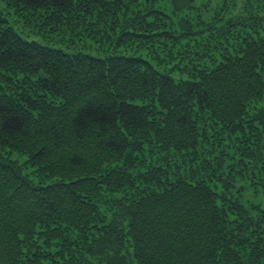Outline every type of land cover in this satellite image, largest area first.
Listing matches in <instances>:
<instances>
[{
  "label": "trees",
  "instance_id": "trees-1",
  "mask_svg": "<svg viewBox=\"0 0 264 264\" xmlns=\"http://www.w3.org/2000/svg\"><path fill=\"white\" fill-rule=\"evenodd\" d=\"M6 1L58 41L0 14V151L50 160L21 214L0 179V256L264 264V0L207 20L196 0ZM54 173L79 180L45 188Z\"/></svg>",
  "mask_w": 264,
  "mask_h": 264
},
{
  "label": "rangeland",
  "instance_id": "rangeland-1",
  "mask_svg": "<svg viewBox=\"0 0 264 264\" xmlns=\"http://www.w3.org/2000/svg\"><path fill=\"white\" fill-rule=\"evenodd\" d=\"M246 1L247 0H196L195 3L201 9L204 8L203 18L207 20L208 19V14H206L207 10L212 11V10L216 9V11H217V9H219L221 7L228 6L226 8L227 12L232 10V9H230V7L234 8L233 13L234 12H242L243 4ZM19 12H20L19 10H15V8L11 5L10 2H8L6 0H0V14L2 16H4V18L7 20L8 24H10V26L15 27L14 29L17 32H22L23 35L27 36L28 37L27 39L29 41L39 42L42 44H44V43L51 44V43H56L58 41V37L55 35V33L52 32V30H50L49 28H46V27H45L46 29H39L37 22L33 24V22H30L28 20L24 21L18 15ZM210 14H212V13H209V15ZM37 29H39V31ZM91 48L96 49L97 45L91 44ZM97 53H98V51H97ZM38 146H40V145H38ZM33 151H34L33 149H28V147H26L25 145L24 146H22V145L16 146V147H13L11 149H5V150L0 151V154H1L0 158L2 157L0 159V161L2 162V165L6 166V168H10L9 170H10V173L12 175V178H11L10 174H8V173L1 175L0 176L1 181L5 180L6 182L7 181L10 182L11 179L16 181L8 189L9 193L11 194L9 196L11 197L12 203H13V204H11V208H13L15 206L18 207V209L15 211L16 214L17 213L21 214L20 209L21 210H27V211L30 210L31 205L28 202H32L34 200L32 195L31 196L26 195V196H22L21 198H17L19 196V194H22L24 192L26 194H28L27 191L31 190L30 188L27 187V184L24 180H32L33 181L34 175H36V174H34V171L38 168L41 170H44L45 166L50 162V160H44L41 163V167H40L39 166L40 162L36 161V157L32 155ZM84 171L78 170V171H76V173H81ZM84 173L87 174L90 179L94 178V175L92 173H90V172H84ZM30 174H32L31 177H29ZM83 174L81 175L82 178H84L86 176L85 174L84 175ZM76 175L77 174H75L72 177L67 178L63 175L54 173V174H51L47 180L42 181V183L46 186L45 188H49L51 190H58L59 185L61 183H68L71 180H79L78 177L77 178L75 177ZM34 180H36V179H34ZM2 186H3V183H2ZM42 189H44V188H42ZM51 190H46V191H44L43 194H46V192H47V194H50ZM19 207H20V209H19ZM0 229H2V228H0ZM51 232L52 231H50V233ZM47 242H50V241H47ZM36 243H38V244H36ZM45 243L42 241V239H40L37 242H33L32 247H30V246L26 247L25 250H31L32 251V250L37 249V251H38V250H42L43 248H45V246L46 247L50 246V245L45 244ZM37 245L39 246V248H37ZM55 245L59 246L58 241H56V244H53V246H55ZM3 255H4V253H3ZM57 258H58V255H57ZM60 263L65 264V261H64L62 256H60Z\"/></svg>",
  "mask_w": 264,
  "mask_h": 264
},
{
  "label": "bare ground",
  "instance_id": "bare-ground-1",
  "mask_svg": "<svg viewBox=\"0 0 264 264\" xmlns=\"http://www.w3.org/2000/svg\"><path fill=\"white\" fill-rule=\"evenodd\" d=\"M18 15L20 16L21 19H23L24 21H27V20H30L32 18H35L36 17V12H31V11H27V12H19ZM1 20H3L5 23V26H6V23L8 24L7 20L4 18V16H1ZM8 27L9 28H15V27H12L10 26V24H8ZM15 30V29H14ZM16 31V30H15ZM16 35L19 36L20 38H24V39H27L28 37L23 35L22 32H17L16 31ZM23 249L25 250V248L23 247ZM26 253L28 252V254H23V253H20V255L24 258L26 256H31L32 255V252L29 253V250H26L25 251ZM32 257V256H31ZM0 264H11V260H8V259H4L3 256H0ZM34 259V261H37L38 259H36L35 257H32ZM2 259L6 260V261H2ZM19 263L21 261H23V259H21V257H19L18 259ZM22 263V262H21Z\"/></svg>",
  "mask_w": 264,
  "mask_h": 264
}]
</instances>
